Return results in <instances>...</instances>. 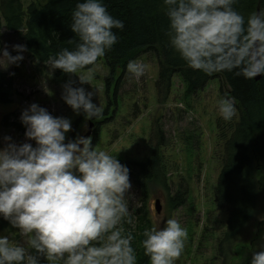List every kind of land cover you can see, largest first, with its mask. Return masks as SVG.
<instances>
[{"label":"clouds","instance_id":"1","mask_svg":"<svg viewBox=\"0 0 264 264\" xmlns=\"http://www.w3.org/2000/svg\"><path fill=\"white\" fill-rule=\"evenodd\" d=\"M237 3L162 0L168 46L189 69L205 76L230 72L245 80L264 76V8L245 16ZM68 26L78 40H69L73 46L48 56L45 65L51 73L58 69L68 76L61 99L73 114L94 120L103 108L93 102L98 93L93 68L117 43L112 29L122 30L124 22L108 13L103 0H78ZM11 49L15 55L6 42L0 47V70L24 59V44ZM147 70V64L136 60L125 66L136 81ZM216 111L224 121L237 113L227 97L216 101ZM18 119L23 142L0 138V219L16 233L10 239L5 229L0 231V264H137L133 235L122 227L130 219L127 166L96 149L91 136L68 138L71 120L53 116L35 102ZM141 236L142 254L150 264H175L187 231L168 218L163 227L145 228ZM249 264H264V244L251 253Z\"/></svg>","mask_w":264,"mask_h":264},{"label":"rangeland","instance_id":"2","mask_svg":"<svg viewBox=\"0 0 264 264\" xmlns=\"http://www.w3.org/2000/svg\"><path fill=\"white\" fill-rule=\"evenodd\" d=\"M31 1L41 4L46 2L21 0L24 7ZM4 26L5 19L0 7V28L3 29L0 34V47L6 42L9 52L15 55L11 45L21 43ZM23 56L24 59L18 66L12 65L7 70H0V73L5 74V79L10 81L12 91L8 102L0 100V138L8 135L16 142L24 140V127L18 117L21 110L30 103L35 102L45 107L53 116L69 118L72 125L81 117L73 114L61 99V85L68 76H55L45 65L46 62L31 59L25 52ZM134 60L148 65V70L139 81L130 79L121 67L112 72L101 57L96 61L92 84L98 89V93L93 97V102L103 108V114L89 121H84L82 116L77 128L78 134L91 136L96 149L116 155L119 162L138 161L148 152L153 124L157 121L165 136V145L161 152L169 182V194L176 192L181 179L187 184L189 194L184 205L171 209L166 201V193H150L143 206L149 228L163 227L164 221L174 218L186 229L184 250L175 264L239 263L258 250L259 245L264 244V181L260 176L262 186L258 215L231 241H221L226 225V212L217 208L212 201L221 149L216 140L215 121L219 117L216 101L226 97L224 88L220 91L221 81L218 78L211 79L201 91L188 94L181 78L175 75L167 102L159 105L155 90L158 73L156 56L153 53H144ZM87 70L82 69L81 72ZM84 87L90 88L87 84ZM13 123L18 126L10 125ZM130 193V219L122 227L126 232L132 233L133 248L138 259L142 249V226L138 223V216L143 210L137 212L142 207V202L132 183ZM155 200H158V211L154 206ZM4 225L0 226V231L5 229ZM6 234L10 239L16 238V235Z\"/></svg>","mask_w":264,"mask_h":264},{"label":"trees","instance_id":"3","mask_svg":"<svg viewBox=\"0 0 264 264\" xmlns=\"http://www.w3.org/2000/svg\"><path fill=\"white\" fill-rule=\"evenodd\" d=\"M77 2L46 0L41 4L31 1L24 7L21 0H0V7L5 19L4 27L25 45L29 58L44 63L48 56L60 49H70L73 45L69 40H78L68 26ZM103 3L110 15L124 22L122 30L112 29L117 43L101 57L112 72L117 67L125 69L130 60L144 53H153L158 65L155 90L159 105L167 102L172 78L178 75L188 94L201 91L209 80L218 78L222 84L220 91L224 88L225 96L236 107V116L231 121L219 117L215 121L216 140L221 149L219 172L212 189L214 205L226 212L221 241H231L259 213L260 176L264 181V76H260L259 80H245L230 72L205 76L189 69L168 46L165 36L167 18L163 13L162 0H103ZM235 7L247 16L257 8H264V0H238ZM53 73L55 76L63 74L58 69ZM5 78V74L0 73V100L8 102L12 91L10 81ZM81 119L82 115L73 123V131H70L68 138H74L79 133L77 128ZM10 125L18 126L17 123ZM153 125L147 154L138 161L120 162L129 169V180L142 202L138 213L142 212L150 193L154 191L166 193V201L171 209L184 205L189 194L187 184L182 182L184 179H181L176 192L169 194L161 152L165 136L157 121ZM145 212L143 210L138 216L141 234L145 228H149ZM1 225H4L2 219ZM4 226L8 227L7 224ZM5 231L16 235L14 230ZM250 258L248 256L236 264H249ZM137 264H150L142 249Z\"/></svg>","mask_w":264,"mask_h":264},{"label":"water","instance_id":"4","mask_svg":"<svg viewBox=\"0 0 264 264\" xmlns=\"http://www.w3.org/2000/svg\"><path fill=\"white\" fill-rule=\"evenodd\" d=\"M254 79L255 80H259L260 79V76H257ZM157 203H158V200H155L154 206H155L156 210L158 211L159 210V207H158Z\"/></svg>","mask_w":264,"mask_h":264}]
</instances>
